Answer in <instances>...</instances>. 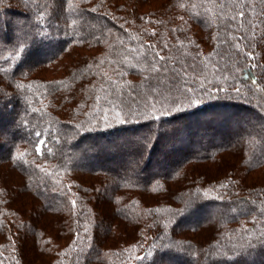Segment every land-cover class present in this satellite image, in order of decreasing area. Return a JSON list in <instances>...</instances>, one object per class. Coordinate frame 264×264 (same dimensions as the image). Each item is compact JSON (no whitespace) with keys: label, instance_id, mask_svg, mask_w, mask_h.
Returning a JSON list of instances; mask_svg holds the SVG:
<instances>
[{"label":"trees","instance_id":"trees-1","mask_svg":"<svg viewBox=\"0 0 264 264\" xmlns=\"http://www.w3.org/2000/svg\"><path fill=\"white\" fill-rule=\"evenodd\" d=\"M0 264H264V0H0Z\"/></svg>","mask_w":264,"mask_h":264},{"label":"snow or ice","instance_id":"snow-or-ice-1","mask_svg":"<svg viewBox=\"0 0 264 264\" xmlns=\"http://www.w3.org/2000/svg\"><path fill=\"white\" fill-rule=\"evenodd\" d=\"M163 59V58H162ZM189 91H191V89H189ZM39 135V134H38Z\"/></svg>","mask_w":264,"mask_h":264},{"label":"rangeland","instance_id":"rangeland-1","mask_svg":"<svg viewBox=\"0 0 264 264\" xmlns=\"http://www.w3.org/2000/svg\"><path fill=\"white\" fill-rule=\"evenodd\" d=\"M258 127H260V126H258ZM261 128V127H260ZM263 129V128H262Z\"/></svg>","mask_w":264,"mask_h":264}]
</instances>
